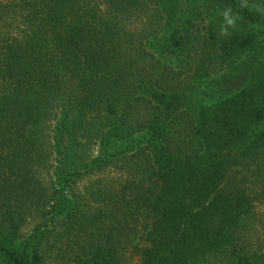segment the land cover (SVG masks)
Wrapping results in <instances>:
<instances>
[{"label":"trees","instance_id":"trees-1","mask_svg":"<svg viewBox=\"0 0 264 264\" xmlns=\"http://www.w3.org/2000/svg\"><path fill=\"white\" fill-rule=\"evenodd\" d=\"M183 2L0 0V264H264V12Z\"/></svg>","mask_w":264,"mask_h":264},{"label":"rangeland","instance_id":"rangeland-1","mask_svg":"<svg viewBox=\"0 0 264 264\" xmlns=\"http://www.w3.org/2000/svg\"><path fill=\"white\" fill-rule=\"evenodd\" d=\"M241 2L244 6L252 7L254 11L264 12V0H237ZM172 0H160L161 5H170ZM263 5V7H262ZM196 10L194 13H190V7L186 5L185 2L181 3L180 10L176 13L177 17L182 19H190L196 23V25L201 30L202 36L212 38L214 41L218 42L223 39H230L237 35H243L244 37L248 35H253L252 30H248L243 26L240 20L232 13V11L224 4L217 6L216 8H211L210 5L205 4L202 0H197L195 3ZM146 18L137 21L135 26L138 28L141 24L145 23ZM231 21V23L229 22ZM258 39V38H257ZM96 153V148L93 149ZM116 178V174L111 167L105 170L99 171L95 174L82 177L77 185L79 186V191L75 194L83 193V188L87 184H91L94 181L102 180L103 182H110ZM27 226L26 229H30ZM139 239L135 240V243H139ZM143 242V241H142ZM141 242V243H142ZM129 259L126 264H137L138 257L133 253L129 254Z\"/></svg>","mask_w":264,"mask_h":264},{"label":"clouds","instance_id":"clouds-1","mask_svg":"<svg viewBox=\"0 0 264 264\" xmlns=\"http://www.w3.org/2000/svg\"><path fill=\"white\" fill-rule=\"evenodd\" d=\"M231 23V21H229Z\"/></svg>","mask_w":264,"mask_h":264}]
</instances>
